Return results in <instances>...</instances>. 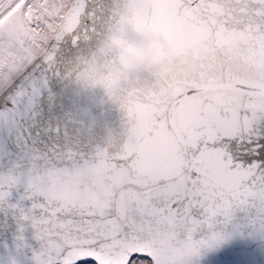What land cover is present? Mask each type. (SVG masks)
Wrapping results in <instances>:
<instances>
[{
	"label": "snow or ice",
	"instance_id": "1",
	"mask_svg": "<svg viewBox=\"0 0 264 264\" xmlns=\"http://www.w3.org/2000/svg\"><path fill=\"white\" fill-rule=\"evenodd\" d=\"M0 264H264V0H0Z\"/></svg>",
	"mask_w": 264,
	"mask_h": 264
},
{
	"label": "water",
	"instance_id": "2",
	"mask_svg": "<svg viewBox=\"0 0 264 264\" xmlns=\"http://www.w3.org/2000/svg\"><path fill=\"white\" fill-rule=\"evenodd\" d=\"M194 110L190 103H187L183 109L181 118L177 119V128L181 126L182 123H189L193 119ZM175 131V129H174Z\"/></svg>",
	"mask_w": 264,
	"mask_h": 264
}]
</instances>
